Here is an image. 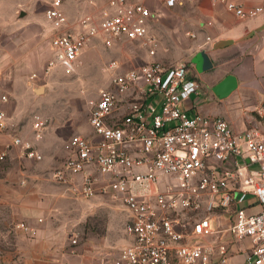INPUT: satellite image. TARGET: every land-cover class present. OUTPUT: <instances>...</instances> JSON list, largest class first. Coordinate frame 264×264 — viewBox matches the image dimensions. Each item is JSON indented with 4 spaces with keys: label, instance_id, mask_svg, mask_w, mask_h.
Wrapping results in <instances>:
<instances>
[{
    "label": "built area",
    "instance_id": "built-area-1",
    "mask_svg": "<svg viewBox=\"0 0 264 264\" xmlns=\"http://www.w3.org/2000/svg\"><path fill=\"white\" fill-rule=\"evenodd\" d=\"M87 1L98 13L75 22L63 11V0L51 1L49 69L74 72L93 40L108 49L118 42L137 43L149 58L156 57L151 28L161 14L147 0ZM153 1L169 10L181 3ZM211 1L240 18L262 11H247L231 0ZM120 67L115 61L110 65V86L92 108V135L72 136L67 158L53 173L76 196L111 197L128 213V246L108 264H227L232 245L247 238L253 244L249 263L264 264V129L236 133L223 117L192 114L194 105L185 108L186 101L202 94L190 61H144L117 73ZM8 101L0 92V129L6 127ZM256 113L264 122V105ZM45 126L35 116V141L15 137L0 162L13 147L22 148L29 160L42 161L36 142ZM250 195L254 202L245 206ZM250 206L260 210L250 212ZM222 216L231 217L229 227ZM17 227L36 233L25 223Z\"/></svg>",
    "mask_w": 264,
    "mask_h": 264
},
{
    "label": "crops",
    "instance_id": "crops-1",
    "mask_svg": "<svg viewBox=\"0 0 264 264\" xmlns=\"http://www.w3.org/2000/svg\"><path fill=\"white\" fill-rule=\"evenodd\" d=\"M231 1L247 11L256 8H262V11L253 17L240 18L223 4L194 0V12L187 13L195 20L191 30L195 37L185 40L184 52L173 63L192 62L194 76L202 86L201 96L186 101L185 108L191 109L194 105L192 114L223 117L236 133H242L249 129H264V122L256 113L258 107L264 105V0ZM152 2V6L151 2L148 6L161 14L160 21L165 16L164 8ZM39 18L44 20L46 16ZM50 48L52 50L51 45ZM229 75L236 77L237 87L228 97L220 99L214 88ZM58 131V127H53L45 132V139L52 148L50 155L39 151L42 161L25 158L20 147L9 151V166L0 177V207L9 214L5 224H13L15 244L12 254H18L17 260L21 264H108L106 258L128 246L129 237L124 227L123 244H119L115 252H112V241L106 235L89 238L85 243H73L72 234L87 222L92 204L76 198L53 177V171L61 164L54 157L58 153L56 148L60 151L64 142V136L60 137ZM12 136L26 140L21 135H9L0 130V153L12 142ZM77 181L80 183L81 178ZM248 201L245 206L254 202L251 195ZM259 210L258 206L249 209L250 212ZM221 219L225 222L227 216ZM21 223L35 229V235L19 229L17 226ZM252 246L248 238L234 243L227 264H250Z\"/></svg>",
    "mask_w": 264,
    "mask_h": 264
},
{
    "label": "rangeland",
    "instance_id": "rangeland-1",
    "mask_svg": "<svg viewBox=\"0 0 264 264\" xmlns=\"http://www.w3.org/2000/svg\"><path fill=\"white\" fill-rule=\"evenodd\" d=\"M31 1L0 0V66L4 72L0 78V92L9 97L6 104L9 120L6 127L0 130L9 135H21L26 141H35L34 117H42L46 126L43 138L36 142L37 148L50 155L52 145L45 139V132L58 127V134L64 136V142L60 151L56 148L58 153L54 157L61 164L69 154L67 140L74 135L92 134L89 122L91 111L100 98V90L110 86L114 72L109 68L114 61L121 65L117 73L144 61L176 64L173 62L184 52L185 40L195 37V33L191 32L195 20L187 13L194 12V0H181L174 9L164 8L165 16L151 28L157 39L155 58H149L137 43L118 42L114 48L108 49L102 41L93 40L83 51L81 64L74 72L68 73L58 67L49 69V63L54 58L50 48L53 32L46 18L41 20L38 17L46 16L52 0ZM147 1L152 6V0ZM63 11L75 22L98 13V7L87 0H63ZM4 15L6 17L3 18ZM257 119L260 120L259 117ZM8 166L9 158L0 162V177ZM76 198L90 201L92 213L72 237L77 238L79 243H85L89 238L98 239L106 235L112 241V252L118 250L123 244L128 213L111 197ZM6 220H9V214L0 207V264H21L17 260L18 254H12L15 244L13 224H5ZM230 221L231 217L227 216L225 227H229ZM116 254L106 259L109 261L119 253Z\"/></svg>",
    "mask_w": 264,
    "mask_h": 264
},
{
    "label": "water",
    "instance_id": "water-1",
    "mask_svg": "<svg viewBox=\"0 0 264 264\" xmlns=\"http://www.w3.org/2000/svg\"><path fill=\"white\" fill-rule=\"evenodd\" d=\"M236 87H237L236 77L233 75H229L214 88V93L220 99H224L228 97L236 89Z\"/></svg>",
    "mask_w": 264,
    "mask_h": 264
}]
</instances>
